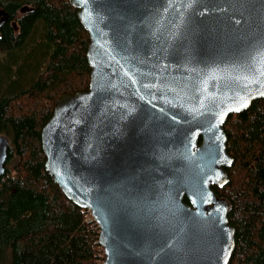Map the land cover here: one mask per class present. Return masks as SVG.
Returning <instances> with one entry per match:
<instances>
[{"label":"water","instance_id":"1","mask_svg":"<svg viewBox=\"0 0 264 264\" xmlns=\"http://www.w3.org/2000/svg\"><path fill=\"white\" fill-rule=\"evenodd\" d=\"M70 3L90 83L55 100L47 172L91 210L104 264H229L232 203L213 185L234 162L224 124L264 97V0ZM9 148L0 134V177Z\"/></svg>","mask_w":264,"mask_h":264},{"label":"trees","instance_id":"2","mask_svg":"<svg viewBox=\"0 0 264 264\" xmlns=\"http://www.w3.org/2000/svg\"><path fill=\"white\" fill-rule=\"evenodd\" d=\"M0 5L10 14L0 26V132L12 134L20 155L16 173L7 167L0 177V264H104L96 261L98 228L59 190L41 145L54 97L89 88V33L70 0ZM224 128L234 162L228 182L213 188L232 203L229 264H264V97ZM13 155L10 147L8 161Z\"/></svg>","mask_w":264,"mask_h":264},{"label":"rangeland","instance_id":"3","mask_svg":"<svg viewBox=\"0 0 264 264\" xmlns=\"http://www.w3.org/2000/svg\"><path fill=\"white\" fill-rule=\"evenodd\" d=\"M0 7H2L0 5ZM90 83V81H89ZM64 94V93H62ZM61 94H57L55 97H54V101H53V109H54V104H55V100L58 96H60ZM46 104H49V100H46L45 102ZM0 134H5L8 136V138L10 139V147L11 149H13V157L7 161V167H9V169L12 170V174H15L16 171H17V168H16V165L19 163L20 161V155L19 153L17 152V149H16V144L14 142V139H13V136L11 133H8V132H0ZM85 220L87 222H90V225L92 227H97L98 228V233H99V226L98 224L96 223L95 219L93 218L92 216V213L89 209H86V212H85ZM95 244H96V250H97V258H96V261L97 263H100V261L102 260V262H104V259H105V253H104V249L103 247L99 244L98 242V236H97V239L95 241Z\"/></svg>","mask_w":264,"mask_h":264},{"label":"flooded vegetation","instance_id":"4","mask_svg":"<svg viewBox=\"0 0 264 264\" xmlns=\"http://www.w3.org/2000/svg\"><path fill=\"white\" fill-rule=\"evenodd\" d=\"M0 9H1V7H0ZM23 10H27V7H23ZM3 17L4 16L0 15V26L3 25V24H5L10 19V17H9L6 21L3 22L2 21L3 20ZM7 161H8V159H7Z\"/></svg>","mask_w":264,"mask_h":264}]
</instances>
